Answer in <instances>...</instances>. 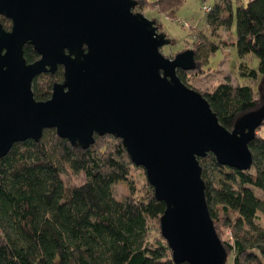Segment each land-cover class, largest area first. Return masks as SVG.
I'll return each instance as SVG.
<instances>
[{
    "label": "water",
    "instance_id": "water-1",
    "mask_svg": "<svg viewBox=\"0 0 264 264\" xmlns=\"http://www.w3.org/2000/svg\"><path fill=\"white\" fill-rule=\"evenodd\" d=\"M137 0H0V156L11 144L37 140L53 128L71 145L87 147L93 133L120 138L164 203L159 233L173 264H223L226 251L204 198L198 156L246 169L247 145L264 117L261 103L238 115L230 129L205 97L176 69L195 66L186 47L165 56L170 39L154 19L133 10ZM38 56L25 61L23 43ZM62 67L50 94L35 99L31 79Z\"/></svg>",
    "mask_w": 264,
    "mask_h": 264
},
{
    "label": "trees",
    "instance_id": "trees-1",
    "mask_svg": "<svg viewBox=\"0 0 264 264\" xmlns=\"http://www.w3.org/2000/svg\"><path fill=\"white\" fill-rule=\"evenodd\" d=\"M180 2L156 0L152 5L172 14ZM145 3L137 0L135 6L142 9ZM231 18L229 0L214 3L206 12L211 28L229 26ZM0 22L4 28L10 25L9 18L2 14ZM196 37L192 45L195 66L189 70L176 69L185 85L186 75L201 72L206 54L215 48L203 34ZM234 45L240 56L245 53L257 56V72L254 69L245 72L239 66V72L252 80L260 73L257 87L220 81L211 90L200 91L220 124L228 129L238 115L255 108L262 100L264 0H246L236 7ZM205 48L206 54L201 50ZM22 55L27 62L38 56L27 42L22 45ZM61 77L60 64L51 72L34 75L33 97L47 98L52 82ZM254 131L247 142L251 163L246 169L221 165L210 151L197 157L208 212L230 256V264H264V198L240 190L241 184H248L264 194V117ZM62 163L72 171L83 172L79 184L63 187L59 177ZM132 166L142 168L130 161L120 138L109 133H93V142L85 148L71 145L66 138L56 135L53 128L43 129L37 140L25 138L13 142L0 156V264H173L162 236L154 242L149 240L151 230L159 229L164 203L155 198L146 179L141 188L129 185L120 199L111 194V184L126 180ZM214 166L231 168L238 185L215 183L209 172ZM217 204L223 213L228 209L235 211L236 217H216ZM227 225L231 243L220 238L219 228Z\"/></svg>",
    "mask_w": 264,
    "mask_h": 264
},
{
    "label": "rangeland",
    "instance_id": "rangeland-1",
    "mask_svg": "<svg viewBox=\"0 0 264 264\" xmlns=\"http://www.w3.org/2000/svg\"><path fill=\"white\" fill-rule=\"evenodd\" d=\"M146 3L142 9L133 6V10L140 11L150 19H154L155 23L160 27L158 30L165 33L170 39L169 43L162 45L159 50L168 57L179 50L186 47L192 48L197 41L196 35L203 34L210 42L215 44V48L206 54L207 49L202 50L206 54V61L200 66L202 71L186 75V84L191 88L200 91L211 90L218 82L228 81L234 84H250L253 88L257 87L260 73H257L254 80L247 75L241 74L239 71H248L254 69L258 71V58L252 53L238 55L234 45L235 39V9L238 5H243L246 0H229L232 18L229 26L218 25L210 27L206 21V12L203 7H212L214 3L220 0H181L173 9L172 14L157 10L152 3L156 0H145ZM224 11V15H226ZM239 66H243L239 69ZM245 71V72H246ZM210 177L215 183L227 184L233 187L238 185V179L232 175V170L226 166L211 167ZM62 185L65 189L79 184L84 175L81 171H72L65 163H62V169L59 173ZM145 179L143 168L130 167V173L126 180H117L110 186L111 194L115 199L122 198L128 191L129 185L141 188ZM240 190L243 193H253L260 198H264V194L257 188L241 184ZM217 208V216L225 215L229 219L236 217V212L228 209L226 213ZM216 220V219H214ZM220 238L231 243L232 235L230 226H221L219 228ZM159 229L151 230L149 235L150 242H154L160 236ZM165 241V240H164ZM223 264H230V256L226 257Z\"/></svg>",
    "mask_w": 264,
    "mask_h": 264
},
{
    "label": "built area",
    "instance_id": "built-area-1",
    "mask_svg": "<svg viewBox=\"0 0 264 264\" xmlns=\"http://www.w3.org/2000/svg\"><path fill=\"white\" fill-rule=\"evenodd\" d=\"M209 7H203V11H208Z\"/></svg>",
    "mask_w": 264,
    "mask_h": 264
},
{
    "label": "flooded vegetation",
    "instance_id": "flooded-vegetation-1",
    "mask_svg": "<svg viewBox=\"0 0 264 264\" xmlns=\"http://www.w3.org/2000/svg\"><path fill=\"white\" fill-rule=\"evenodd\" d=\"M58 65V64H57ZM61 80V79H60Z\"/></svg>",
    "mask_w": 264,
    "mask_h": 264
}]
</instances>
